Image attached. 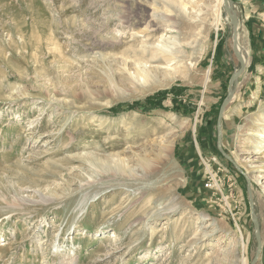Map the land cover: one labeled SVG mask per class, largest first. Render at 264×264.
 <instances>
[{"label": "rangeland", "instance_id": "rangeland-1", "mask_svg": "<svg viewBox=\"0 0 264 264\" xmlns=\"http://www.w3.org/2000/svg\"><path fill=\"white\" fill-rule=\"evenodd\" d=\"M230 1L233 163L225 11L213 27L187 0H0V264H251L245 178L264 264V60L245 23L264 8ZM174 39L175 72L141 77Z\"/></svg>", "mask_w": 264, "mask_h": 264}, {"label": "bare ground", "instance_id": "bare-ground-1", "mask_svg": "<svg viewBox=\"0 0 264 264\" xmlns=\"http://www.w3.org/2000/svg\"><path fill=\"white\" fill-rule=\"evenodd\" d=\"M183 7L185 9L183 11V18L185 20L188 19L190 14L200 12L204 16V18L207 19V21L208 20L210 21V23L213 25V27H218L220 25L219 24L220 23L219 22V14H221L222 11H225V6L223 3V0H187V3L184 4ZM197 21H198L197 19H195V18L193 19V23H195ZM185 24H187L188 26H192L191 24L187 23V21H185ZM188 29H191V28H188ZM163 44L156 46V47L154 46L153 51H152V56L149 57L148 60H146L145 62L138 63V65L140 66V70H141L140 71L141 77L148 76L151 73H154V74H158V73L160 74L161 73V74H164V77H166L165 74L171 75L173 72H175L173 70V68L171 69V67L174 64H177V62L180 59L177 55L180 53V51H179V53L174 52V51H177L176 49H174L178 45L177 40L174 39L172 41V43L169 44V46H168V44L167 45H165V44L163 45ZM150 48L148 47V49H150ZM178 48H180V47H178ZM145 50L146 49H144V51ZM238 50H239V53L241 54V56L243 58V62L246 64V62H247L246 52H244L240 47L238 48ZM144 54H145V52H144ZM181 55H183V54H181ZM181 55H180V57H182ZM151 64H155L156 66H152ZM169 70H173V72L171 73V71H170V73H171L170 74ZM255 136H256L257 141L254 144V146H255L254 148L258 149V147H257V145L259 144L258 141L259 142L264 141V131H263V133L256 134ZM254 154L264 155V151L262 152L259 150ZM253 205H254V203H253Z\"/></svg>", "mask_w": 264, "mask_h": 264}, {"label": "water", "instance_id": "water-1", "mask_svg": "<svg viewBox=\"0 0 264 264\" xmlns=\"http://www.w3.org/2000/svg\"><path fill=\"white\" fill-rule=\"evenodd\" d=\"M224 6H225V12L228 16L229 19V28L231 31V36H232V52L237 59L239 63V69L231 76L228 82V87H227V95L226 99L220 106L218 116H217V149L219 154L224 157L227 161L232 162L231 159L223 152L222 150V144H221V120L225 111V108L227 105L232 101L233 99V89L234 86L237 84L238 79L241 77V75L244 73L245 70V63L243 62V58L241 54L239 53V42H238V31H239V18L237 13L234 10L233 3L230 0H223ZM233 163V162H232ZM246 183H247V196H248V203H249V210H250V218L253 223V226L255 228V237H256V243H257V252L256 256L251 264H255L257 261L258 255H259V237H258V225H257V219L254 214V205L252 201V194H251V187L249 180L247 178Z\"/></svg>", "mask_w": 264, "mask_h": 264}, {"label": "crops", "instance_id": "crops-1", "mask_svg": "<svg viewBox=\"0 0 264 264\" xmlns=\"http://www.w3.org/2000/svg\"><path fill=\"white\" fill-rule=\"evenodd\" d=\"M237 3L243 7L244 12L248 13H256L259 10H263L264 8V0H237ZM252 10V11H251ZM256 11V12H254ZM257 18H252L250 15L245 18L246 26L249 28L251 33V40L256 44V50L258 51V56L263 58L264 60V25L259 23L260 14L257 13ZM251 17V19H250ZM190 167V171L193 172V168L195 166L194 160L190 159L187 162ZM198 163V167H199Z\"/></svg>", "mask_w": 264, "mask_h": 264}, {"label": "built area", "instance_id": "built-area-1", "mask_svg": "<svg viewBox=\"0 0 264 264\" xmlns=\"http://www.w3.org/2000/svg\"><path fill=\"white\" fill-rule=\"evenodd\" d=\"M214 161H215V159H214ZM204 189H208V190H210V189H212L213 188V184L211 183V181L209 180L208 182H206L205 184H204Z\"/></svg>", "mask_w": 264, "mask_h": 264}]
</instances>
